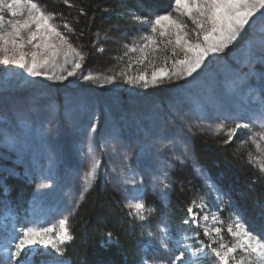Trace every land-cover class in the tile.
<instances>
[{"label":"rangeland","instance_id":"obj_1","mask_svg":"<svg viewBox=\"0 0 264 264\" xmlns=\"http://www.w3.org/2000/svg\"><path fill=\"white\" fill-rule=\"evenodd\" d=\"M34 2L85 59L76 76L62 81L32 76L16 65L0 62V264H10L5 249L16 228L58 230L59 220H69L85 193L96 185L111 189L134 218L149 221L147 232L153 235L147 233L143 261L151 259L159 264L187 247L186 257L196 253L191 256L195 264H218L210 252L205 255L200 251L201 240L209 243L204 229L211 232L221 227L219 237L212 235L213 247H230L235 239L228 228H234L238 217L245 221L232 198L199 163L191 144L194 136L224 142L233 121L252 123L250 130H238L234 138L264 176V120L259 119L264 98V22L259 14L255 25L246 26L228 49L213 55L198 73L186 77L173 68L171 60L166 61L171 45L152 33L151 24L135 19V25L125 30L104 33L92 29L85 33L72 0ZM146 2L150 7L142 11L149 20L170 12L191 27V21L175 8V0ZM149 35L157 40L158 50L149 51L141 63L144 54L139 49ZM101 48L103 51L98 50ZM132 48L136 51H129ZM165 64L169 77L151 83L152 72ZM49 71L66 75L61 67ZM89 72L95 79L84 81L82 74ZM142 73L149 81L147 86L143 81L129 82L128 77L135 79ZM92 124L95 131H91ZM126 153H130L127 159ZM94 159L100 163L94 175H89ZM179 165H186L206 188V193L188 206L200 213L199 227L183 223L188 219V207L178 210L177 219L167 217L160 209L169 205L175 186L173 168ZM8 178L25 184L28 198L24 209L8 195ZM133 180L138 182L135 189ZM42 183L49 186L38 189ZM165 183L169 187L165 188ZM136 202L144 203L138 214L129 207ZM140 215L145 219L140 220ZM161 228L167 230L166 236ZM161 239L168 244L167 249ZM241 255L238 253L237 258ZM20 259L23 264V255ZM57 260L68 264L61 254L42 246L31 254V264H55Z\"/></svg>","mask_w":264,"mask_h":264},{"label":"snow or ice","instance_id":"obj_2","mask_svg":"<svg viewBox=\"0 0 264 264\" xmlns=\"http://www.w3.org/2000/svg\"><path fill=\"white\" fill-rule=\"evenodd\" d=\"M68 3V0H65ZM175 8L191 21V27L174 17L170 12L162 15H156L154 19L149 20L147 17H135L141 23L151 24L153 34L158 33L162 38L161 42L165 45H171V56L166 57L172 61L174 69L186 77H192L194 73L206 64V62L215 54L224 52L229 45L237 41L247 27H253L256 23V17L259 14L264 22V0H175ZM83 11V10H81ZM51 17L46 15L34 0H0V62L4 65H16L27 71L32 76H44L49 80L62 81L68 77H74L83 67L85 59L81 50L75 48L69 38L60 31L59 27L50 22ZM67 27V25H65ZM167 37V40L163 38ZM264 45V35L261 39ZM30 47V51H25ZM177 49L179 52H177ZM103 51V49H98ZM158 50L157 40L153 35L146 37L144 46L139 51L144 54L141 63L147 59V53H155ZM163 50V49H160ZM129 51H136L135 48ZM182 54V56L180 55ZM61 67L66 75L50 72L51 68ZM167 64L155 69L151 74V83L155 84L158 80L169 77ZM84 81H92L95 77L89 72L82 74ZM111 80H115L112 77ZM130 83L144 82L147 86L148 79L145 74H140L138 78L128 77ZM261 116L259 119L264 120V98L261 100ZM225 119H228L227 117ZM224 128V123L219 125ZM253 127L252 123L233 121L232 126L227 127L226 139L224 143H230L237 135L238 130ZM96 130V125H91V131ZM191 131V127H189ZM187 152V149H185ZM130 153L125 154L127 159ZM100 161L95 160L92 165L94 175L96 166ZM264 167V166H262ZM202 176L204 171L196 169ZM132 186L135 189L136 180H133ZM139 183L142 185L143 180ZM49 185L40 184V188H47ZM169 187L167 183L163 185ZM215 187V185H213ZM83 196V193H81ZM137 210V214L144 209L143 202H136L129 205ZM188 219L183 221L184 224H195L200 226V213L194 211L192 206L187 209ZM132 213L130 212V215ZM140 220L145 217L140 215ZM203 219H208L207 214ZM161 233L167 235V230L160 229ZM16 235L9 240L8 247L5 249L9 253L10 264H31V254L37 250V246L43 249H53L55 253L63 255L64 243L72 240L68 227V218L64 217L59 220V229L54 227H24L15 229ZM228 232L235 239L232 246L221 245L219 248L213 247L212 235L219 237L222 233L221 227H215L211 232L205 228L204 236L209 237V243H200L203 249L200 251L207 255L209 252L216 258L218 264H264V234H257L249 228L246 222H241L237 218L234 228L230 226ZM108 241L113 239L112 233H106ZM148 235H153L149 232ZM197 238L200 233H196ZM107 242V241H106ZM162 247L168 248V244L161 239ZM187 247L179 251L167 261H159V264H195L191 253L186 257ZM242 253L240 258L237 254ZM55 264H66V262L57 260ZM143 264H156L151 259H145Z\"/></svg>","mask_w":264,"mask_h":264},{"label":"trees","instance_id":"obj_3","mask_svg":"<svg viewBox=\"0 0 264 264\" xmlns=\"http://www.w3.org/2000/svg\"><path fill=\"white\" fill-rule=\"evenodd\" d=\"M146 1L72 0L78 13L76 19L85 33L92 29L109 33L134 26L136 16H147L142 11L150 7ZM191 146L199 163L232 198L251 230L264 234V176L254 168L245 148L236 138L224 143L200 136L192 138ZM173 176L175 186L169 205L160 209L167 217L177 219L178 210L183 211L200 198L206 188L186 165L174 166ZM5 183L8 195L23 208L28 198L25 184L17 178H8ZM68 227L73 239L64 243L62 256L70 264H143L149 221L130 215L111 189L90 187L68 220ZM108 232L112 233L111 241L107 239Z\"/></svg>","mask_w":264,"mask_h":264}]
</instances>
